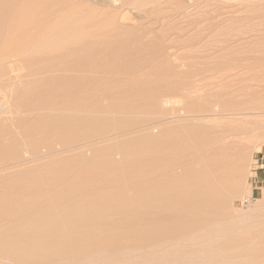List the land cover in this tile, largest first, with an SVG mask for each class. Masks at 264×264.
<instances>
[{
  "label": "bare ground",
  "instance_id": "1",
  "mask_svg": "<svg viewBox=\"0 0 264 264\" xmlns=\"http://www.w3.org/2000/svg\"><path fill=\"white\" fill-rule=\"evenodd\" d=\"M49 1L0 0V221L10 222L0 231V259L13 264H264V241L259 242L262 234L241 212V217L230 213L227 198L233 192L219 189L230 187L233 182L229 183L228 178L237 171L227 148L209 156H196L210 168V178L216 176L206 183L202 180L205 173L200 170L192 168L185 174L184 170L183 178H172L166 176L158 161H153L144 174L132 177L147 179L148 171L159 173L161 176L152 175V187L141 186L131 194L98 195L90 202L71 192V182L81 181L86 170L83 150L90 123L102 124L100 114H122L133 102H146L156 93L149 96L138 89L130 98V93L125 95L130 84L135 88L138 85H125L122 79L123 82L114 81L113 87L109 85L114 93L107 88L108 82L105 86L96 81L91 88L87 74L96 61L89 59V51L105 54L113 47L116 36L122 39L133 32L122 34L118 30L114 37L105 35L113 37L110 41L97 32L100 37L94 34L96 40L89 42L93 37H89L92 33L85 25L92 19H88L90 13L77 12L81 5L74 12L66 2H58L62 5L58 7L52 0L56 7ZM102 1L100 5L117 10L104 20L113 23L119 10L163 2ZM86 8L83 9L88 12ZM71 10L80 15H73ZM101 19L93 21L100 24ZM130 19L126 20L131 22ZM118 57L121 59L119 54ZM118 57L115 56L117 60ZM103 62L101 67L96 65L102 68ZM121 62L117 63L119 68L124 67ZM108 91L113 95L120 92L121 104L116 109L99 108V115L90 114V96L107 100L103 95ZM167 102L163 99L161 103ZM225 136L213 137L210 144L221 143ZM199 147L203 150L200 144ZM77 149L80 157L72 158V150ZM180 149L187 153L188 144L184 141ZM196 157L186 155L184 163ZM74 174L78 175L70 179ZM197 174L200 178L198 183L193 181V191L184 190L183 181L193 180ZM88 204L91 206L85 207Z\"/></svg>",
  "mask_w": 264,
  "mask_h": 264
},
{
  "label": "rangeland",
  "instance_id": "2",
  "mask_svg": "<svg viewBox=\"0 0 264 264\" xmlns=\"http://www.w3.org/2000/svg\"><path fill=\"white\" fill-rule=\"evenodd\" d=\"M76 1L56 0L62 5L66 2L68 6H73L71 9L74 8V12L79 8L77 12L90 13L87 14L88 19H92L86 23L89 28L85 25L92 33L90 35L88 30L89 37H93L92 40L88 39L89 42L96 40L95 35L99 38L101 33L104 34H101V38L110 41L116 36L115 33L118 34V30L122 34L128 30V33L133 32L122 39L116 36L113 47L105 54L102 53L103 55L97 50L89 51L87 56L92 62L96 61L97 64L102 60L98 63L100 67L103 61L105 65L114 64L111 67H105L103 64L102 68L93 64L95 67L89 68L87 77L91 88L98 82V85L104 83L107 86L108 82L107 88L110 90L114 81L119 83L122 79L123 84L134 82L138 85L135 88L131 83L130 87L128 86L130 91L126 87L125 92H128L125 95L130 93V98H134L135 92H142L141 89L149 96L152 93H156V96L146 102H133L122 114H108L107 111L100 114L104 120L102 124L90 123L83 150V157L87 159L86 170L80 177L81 181L74 179L71 182V192L89 199L90 202L98 195L118 192L131 194L141 186L152 187V175L161 176L159 173L151 174L148 171L147 179L132 177L144 174L153 161H158L160 167L165 169L166 176L172 178L182 175L184 170V174L192 168L200 170L205 173V176L202 174V180L206 183L210 178V168L203 165L201 158L196 156L199 153L209 156L222 151L221 148H227L238 172H232L228 178L229 183L232 181L234 184L230 183V187L223 186L219 189L222 192H233L230 196L228 194L227 208L232 215L237 216L236 214L241 212V216H247L249 222L257 227L256 231L262 234V240L259 242H263L264 0H195L193 4H187L184 0H163L152 6L135 7L136 10H119L121 18L118 14L114 23L104 20L117 10L100 5L102 0H98L99 5L96 0H87L88 4L85 3L86 0H78V5ZM61 4L58 7L62 6ZM82 7H87L88 12ZM73 11L71 10L72 14ZM105 11L109 13L105 15ZM125 13L128 16L125 18H131V22L123 19V24L120 19ZM99 14L100 17L106 18L97 17ZM96 17L99 22L101 19L105 26L109 25L110 28L101 25L102 21L100 24L98 20L94 22ZM91 22L95 24L91 25ZM94 25L101 26L95 29ZM97 32L101 33L98 35ZM105 35L113 37L106 38ZM111 58L114 60H111L112 63L107 61ZM118 61L124 64V67L120 65L119 68ZM133 66L134 68H131ZM159 73L161 77H158ZM155 80L163 81L156 83ZM131 90L132 93L134 91L133 95ZM122 93L123 90V96ZM106 94L110 96L103 95L106 99L108 97L107 100L90 96V114L99 115V108L116 109L121 104L118 97L120 92H116V96H111L109 91ZM163 99L169 102L162 105ZM186 129L193 132L187 134ZM170 130H173L174 134H171ZM196 132L198 136L195 135ZM223 135L226 136L221 143L210 144L215 140L213 137ZM184 141L189 147L187 153L180 149ZM77 150H72V156L75 155L71 156L72 158H77L80 154V150ZM186 155L196 159L185 164ZM77 175H72L70 179ZM130 175L131 178H128ZM214 177L216 176L210 179ZM199 178L200 175L197 174L195 179L183 181L186 186L184 190L193 191L190 187L193 181L194 184L198 183ZM229 198H233L231 202H228ZM90 206L91 204H88L85 207ZM9 223L0 221V231ZM0 264L13 263L0 259Z\"/></svg>",
  "mask_w": 264,
  "mask_h": 264
}]
</instances>
